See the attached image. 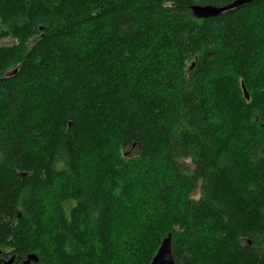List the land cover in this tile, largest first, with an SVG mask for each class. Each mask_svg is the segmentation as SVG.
I'll list each match as a JSON object with an SVG mask.
<instances>
[{
	"label": "trees",
	"instance_id": "obj_1",
	"mask_svg": "<svg viewBox=\"0 0 264 264\" xmlns=\"http://www.w3.org/2000/svg\"><path fill=\"white\" fill-rule=\"evenodd\" d=\"M231 1L0 0L3 257L264 264V0L189 8Z\"/></svg>",
	"mask_w": 264,
	"mask_h": 264
},
{
	"label": "water",
	"instance_id": "obj_2",
	"mask_svg": "<svg viewBox=\"0 0 264 264\" xmlns=\"http://www.w3.org/2000/svg\"><path fill=\"white\" fill-rule=\"evenodd\" d=\"M254 0H233L225 6L215 7L211 5H190V9L192 14L197 18H208L214 17L218 14L233 9V7H238L240 5H244L246 3L252 2ZM245 97H248V94L243 87ZM29 258H34V256H30ZM10 262V261H9ZM8 262V263H9ZM150 264H176L172 255L171 250V234L169 233L161 242L157 253L153 256Z\"/></svg>",
	"mask_w": 264,
	"mask_h": 264
},
{
	"label": "bare ground",
	"instance_id": "obj_3",
	"mask_svg": "<svg viewBox=\"0 0 264 264\" xmlns=\"http://www.w3.org/2000/svg\"><path fill=\"white\" fill-rule=\"evenodd\" d=\"M230 3V2H229ZM228 4V3H227ZM227 4H224V5H221V6H216V5H212L211 4V6H215V7H222V6H225V5H227ZM191 5H195V4H191ZM196 5H200V4H196ZM206 5H208V4H206ZM202 6H204V5H202ZM234 8H236V7H233V9ZM227 11V10H226ZM225 12V11H224ZM169 233H167L162 239H161V241H160V244H161V242H162V240L168 235ZM160 244H159V246H160ZM159 246H158V248H159ZM158 248H157V250H158ZM157 250H156V252H155V254L157 253ZM0 252H1V250H0ZM154 254V255H155ZM29 255L30 256H34V258H29ZM153 255V256H154ZM153 256H152V258H153ZM152 258H151V260H152ZM13 260H14V257L13 256H11L9 259H7L6 261H3L2 262V264H12V262H13ZM151 260H150V262H151ZM10 261V262H9ZM38 261V257H37V255L35 254V253H32V252H30V253H27L26 254V256H25V258L23 259V261H22V263L23 264H29L30 262H37ZM9 262V263H8ZM0 264H1V262H0ZM150 264V263H149Z\"/></svg>",
	"mask_w": 264,
	"mask_h": 264
},
{
	"label": "rangeland",
	"instance_id": "obj_4",
	"mask_svg": "<svg viewBox=\"0 0 264 264\" xmlns=\"http://www.w3.org/2000/svg\"><path fill=\"white\" fill-rule=\"evenodd\" d=\"M1 45H10L13 43V39L11 38H4L0 41ZM243 90V89H242ZM247 92V91H246ZM243 94H244V90H243ZM245 97V95H243ZM246 99H248V97H245ZM12 250V248H6L5 251H10ZM11 256H15V254H11V255H6L5 257L2 256V258H4L5 260H7L8 258H10ZM22 259H20V261L22 262ZM15 261V260H14ZM14 263V262H13ZM12 263V264H13Z\"/></svg>",
	"mask_w": 264,
	"mask_h": 264
},
{
	"label": "flooded vegetation",
	"instance_id": "obj_5",
	"mask_svg": "<svg viewBox=\"0 0 264 264\" xmlns=\"http://www.w3.org/2000/svg\"><path fill=\"white\" fill-rule=\"evenodd\" d=\"M0 250H1V252H0V262H1V264H2V262L3 261H6L4 258H2V249L0 248ZM14 257V256H13ZM14 259H15V257H14ZM13 262H14V260H13ZM12 262V263H13Z\"/></svg>",
	"mask_w": 264,
	"mask_h": 264
}]
</instances>
